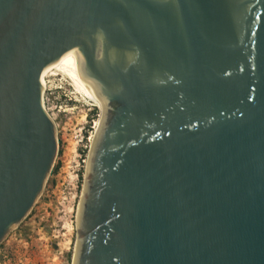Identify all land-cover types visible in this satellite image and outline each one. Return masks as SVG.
<instances>
[{
    "label": "water",
    "instance_id": "obj_1",
    "mask_svg": "<svg viewBox=\"0 0 264 264\" xmlns=\"http://www.w3.org/2000/svg\"><path fill=\"white\" fill-rule=\"evenodd\" d=\"M69 50L104 110L72 264H264V0H0V243L53 167L41 73Z\"/></svg>",
    "mask_w": 264,
    "mask_h": 264
},
{
    "label": "rangeland",
    "instance_id": "obj_2",
    "mask_svg": "<svg viewBox=\"0 0 264 264\" xmlns=\"http://www.w3.org/2000/svg\"><path fill=\"white\" fill-rule=\"evenodd\" d=\"M44 81V105L56 126L57 154L30 212L1 241L0 264H72L77 209L101 112L63 75L48 72Z\"/></svg>",
    "mask_w": 264,
    "mask_h": 264
},
{
    "label": "bare ground",
    "instance_id": "obj_3",
    "mask_svg": "<svg viewBox=\"0 0 264 264\" xmlns=\"http://www.w3.org/2000/svg\"><path fill=\"white\" fill-rule=\"evenodd\" d=\"M71 50L67 51L61 57H59L58 59L52 61L51 63H49L48 65L45 66V68L43 69V71L41 73L42 92L44 91V89L46 87L45 86V81H44V76H45L46 73L52 72V73L57 74V75H63L66 78V80L69 82V84L75 89V91L77 93L81 94L82 97L87 98L89 101H91L93 103V105L95 107L99 108L101 113H100L99 118L96 121V130H95V131H98L100 126H101V124H102V120H103V117H104V110H103V107L100 104V102H96V101L92 100L80 88V86L78 84V81H77V70H76V67H75L74 63L69 58H67V56L69 55ZM42 102H43V105H44L43 96H42ZM44 108L46 110L45 105H44ZM94 136H95V134H94ZM94 136L92 137L91 147L93 145ZM88 164H89V161H87L86 171L88 169ZM83 192H84V190H82L81 196L83 195ZM81 196H80V198H81Z\"/></svg>",
    "mask_w": 264,
    "mask_h": 264
}]
</instances>
